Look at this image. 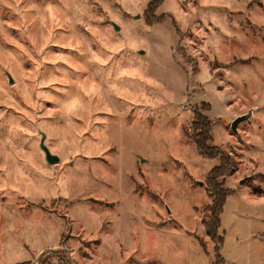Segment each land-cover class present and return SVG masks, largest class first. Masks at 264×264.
<instances>
[{
    "label": "rangeland",
    "instance_id": "rangeland-1",
    "mask_svg": "<svg viewBox=\"0 0 264 264\" xmlns=\"http://www.w3.org/2000/svg\"><path fill=\"white\" fill-rule=\"evenodd\" d=\"M148 1L0 0V264H212L204 117L221 255L264 264V0Z\"/></svg>",
    "mask_w": 264,
    "mask_h": 264
},
{
    "label": "trees",
    "instance_id": "trees-1",
    "mask_svg": "<svg viewBox=\"0 0 264 264\" xmlns=\"http://www.w3.org/2000/svg\"><path fill=\"white\" fill-rule=\"evenodd\" d=\"M165 0H149L147 7H146V14L148 16L147 21H149L151 24H157L164 22V16L161 18V21L157 20L156 22V13L160 6L164 3ZM152 14V16H150ZM167 19L171 18L170 15H166ZM155 20V22H154ZM202 129L197 128L196 124L198 121L194 118L191 123V129L193 130L195 137L190 138L189 140L194 143L198 154L205 158V159H218L219 164L214 167L208 174V184H206V190L208 193V197L211 201L210 206H206L204 208V212L207 214L205 215V218L203 219V224L205 227L206 235L211 239L213 245H214V258L212 264H226V261L221 255V250L224 243V237H222L219 234V229L221 227V220L220 216L223 213V207L226 202V199L229 197L230 193L223 189V181L220 182V180H224L225 177L228 175V167L233 166L230 162L231 160L226 157L227 155L223 154V150L219 149L217 147L212 146V138H211V123L210 121L204 117ZM201 132L203 137H197V132ZM199 136V135H198ZM234 169V168H233ZM196 240H198V243L203 245V241H201L200 238L196 237ZM64 242V239L62 238V243ZM65 248V247H64ZM203 248L206 250V246L203 245ZM62 253V252H61ZM64 253V252H63ZM207 253V252H205ZM50 255H44L40 262L38 264H44V261L46 260V257ZM67 263L70 264L69 260L66 257ZM21 264H31V262H25Z\"/></svg>",
    "mask_w": 264,
    "mask_h": 264
},
{
    "label": "water",
    "instance_id": "water-1",
    "mask_svg": "<svg viewBox=\"0 0 264 264\" xmlns=\"http://www.w3.org/2000/svg\"><path fill=\"white\" fill-rule=\"evenodd\" d=\"M139 18V15L135 17V19H138ZM115 31H118V27L115 25V24H112ZM140 55H143V52L140 51L139 52ZM10 82L11 79H10ZM252 117V112H249L247 113L246 115H243L241 117H237L231 124V130L232 131H236L237 127L239 124L249 120L250 118ZM40 148L42 150V152L44 153L45 155V160L46 162L49 164V165H56L59 163V158L57 156H54L50 153L49 149L46 147L45 145V135L41 133V142H40ZM251 178L250 177H247L243 180L240 181L239 185H244L246 182H248ZM199 185L201 186L202 183H199ZM58 252H65L66 255H67V258L70 262V264H74L71 256H70V253L67 249H59V250H51V249H46V250H43L38 256L37 258L35 259V261H33L31 264H38L41 260V258L44 256V255H47V254H51V253H58Z\"/></svg>",
    "mask_w": 264,
    "mask_h": 264
},
{
    "label": "crops",
    "instance_id": "crops-1",
    "mask_svg": "<svg viewBox=\"0 0 264 264\" xmlns=\"http://www.w3.org/2000/svg\"><path fill=\"white\" fill-rule=\"evenodd\" d=\"M144 259V258H143ZM225 260V259H224ZM132 263V262H131ZM140 264V263H139ZM146 264V263H145ZM147 264H149V263H147ZM198 264H200V263H198ZM226 264H228L227 262H226Z\"/></svg>",
    "mask_w": 264,
    "mask_h": 264
}]
</instances>
